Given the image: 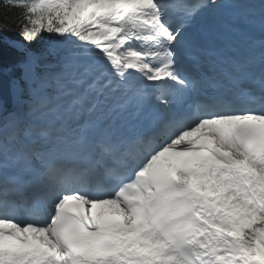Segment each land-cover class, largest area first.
Listing matches in <instances>:
<instances>
[{
  "label": "snow or ice",
  "instance_id": "6c2138e0",
  "mask_svg": "<svg viewBox=\"0 0 264 264\" xmlns=\"http://www.w3.org/2000/svg\"><path fill=\"white\" fill-rule=\"evenodd\" d=\"M0 264H264V0H0Z\"/></svg>",
  "mask_w": 264,
  "mask_h": 264
}]
</instances>
